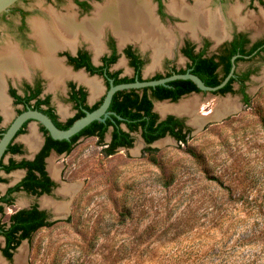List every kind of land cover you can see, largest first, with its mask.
Returning <instances> with one entry per match:
<instances>
[{
  "label": "rangeland",
  "instance_id": "1",
  "mask_svg": "<svg viewBox=\"0 0 264 264\" xmlns=\"http://www.w3.org/2000/svg\"><path fill=\"white\" fill-rule=\"evenodd\" d=\"M249 2L210 0V6L224 10L229 27L239 12L233 7L241 6L242 17L250 20L247 29L263 35L262 7ZM30 4L38 10L49 2ZM12 30L0 20V50L16 44ZM263 72L264 65L248 84L249 104L238 94L227 95L223 99L241 106L201 127L196 115L214 110L219 96L200 93L176 103L199 100L190 116L183 115L191 130L184 144L166 136L151 145L157 150L145 152L136 134L133 146L107 155L105 145L90 137L69 154L52 155L48 169L53 174L56 166L58 180L53 193H16L0 220L34 202L52 214L43 198L63 203L66 213L25 240L12 259L1 252L0 236V264H264ZM65 94L55 92V103L64 102ZM1 175L4 193L16 176ZM66 186L73 191L67 197L59 191Z\"/></svg>",
  "mask_w": 264,
  "mask_h": 264
},
{
  "label": "flooded vegetation",
  "instance_id": "2",
  "mask_svg": "<svg viewBox=\"0 0 264 264\" xmlns=\"http://www.w3.org/2000/svg\"><path fill=\"white\" fill-rule=\"evenodd\" d=\"M44 1L49 2L48 6L34 10L31 8L30 0H18L7 11L0 14L2 23L13 29L12 32L17 39L16 42L14 41L16 44L6 42L7 44L5 43L6 45L0 50L1 55L7 57L10 51L16 50L25 60L32 56L35 59L34 62L28 61L29 63L26 60L27 63L25 62V67L22 66L20 74L6 72L1 77L3 83L2 102L0 100V139L16 117L28 109L47 114L59 128L66 129L88 111L100 107L112 84L154 80L186 72L198 75L206 85L216 86L230 74L235 66L234 75L223 87L215 91L201 90L192 80L195 88H192L193 85L191 86L190 83L184 84L180 81L172 83L177 80H190L183 78L171 80L167 85L118 90L107 109L109 115L104 121L94 120L70 139L62 140L75 139L72 142L74 149L81 138L96 137L98 140L102 139V143H110L116 135L132 139L133 146L136 134L144 139V127L140 122L143 119L146 123L151 121L153 113L157 115V123L173 117L183 132L190 133L187 117H185L187 113L181 115L179 112L168 111L162 114L157 104L163 102L176 104L190 95L200 93L219 96L216 101H223L227 99L225 98L227 95L235 94H238L245 104L251 101L247 87L252 77L259 73L264 65V34L254 35L247 29L250 20L242 17L241 6L233 7L239 8V12L233 14L235 21L229 27L224 10L211 7L210 0L205 2L204 7L207 10H211L212 13L219 12L223 19H221L224 27L223 35L218 37L210 28L192 26L191 20L182 14L184 8H193L196 0H137L147 3L153 15V21L168 36L167 45L134 35L123 40L114 30L112 13L109 10L113 5H116V9L117 0ZM63 3L66 5H62ZM249 3L253 6L260 5L263 14L264 0H250ZM35 11L38 15H34ZM88 20L91 23H95L96 20L101 21L99 34L85 27ZM60 22L74 26L73 31L70 34L64 32L59 26ZM39 24H43L50 39L51 34L55 36L58 40L57 45L50 47L48 44L46 47L42 44L40 38L43 31L40 30ZM43 57H50L51 61L58 63L56 68L59 67L58 71L66 72L57 83L53 82L50 74L55 68L52 64L51 67L46 62H40ZM76 74L84 75L87 81L97 80L100 84L99 88L93 91L92 84L88 83L89 81L79 80ZM61 90L66 92L65 100L55 103L53 94ZM232 101L241 106L239 101L233 99ZM196 102L198 104V98ZM134 124L137 125L136 129L133 127ZM176 129L178 130V126ZM34 131L38 136V142L31 147L28 140ZM49 136L52 137L48 129L36 119L26 120L15 133L0 162V183L4 180L2 171L7 174L14 172L16 176L14 182L6 186L4 193L0 190V197L9 199V202L0 200V205L3 207L0 213L4 214L5 205L13 204L16 193L25 192L39 198L43 195L50 196L57 187V177L51 173L50 168L48 169L49 158L54 154L59 156L69 154L73 149L70 152L61 150L66 144H54L48 139ZM166 136L176 139L171 134ZM22 161H37L32 169L38 176L36 182L41 180L46 191L45 188L39 187L37 190L42 192H34L27 190L23 185H20L17 190H10L21 184L28 174V166L12 168V163ZM42 171H45L46 175L42 174ZM63 188L61 187L59 191L66 197L73 192L65 191ZM57 204L59 203L49 198H43L44 206L53 207V215L55 212L64 215L65 205V211H61L58 207L56 208ZM34 206L43 213L44 220L52 221V214L41 208L38 202L19 208L11 214ZM6 221L8 227L10 223L8 219ZM6 221L0 220V227ZM0 236L4 239L1 252L8 259L14 257L15 251L25 240H30L25 238L12 247L15 244L13 243L9 248L11 255L7 256L4 251L7 246V237L4 234Z\"/></svg>",
  "mask_w": 264,
  "mask_h": 264
},
{
  "label": "bare ground",
  "instance_id": "3",
  "mask_svg": "<svg viewBox=\"0 0 264 264\" xmlns=\"http://www.w3.org/2000/svg\"><path fill=\"white\" fill-rule=\"evenodd\" d=\"M203 1L204 0H196L195 6L193 8L191 7L184 8L182 11V14L191 20L192 26H199L201 28H210L212 29L213 33L217 35L218 37L223 35L224 27H223V22L221 21L222 17L220 16V13L219 12L212 13L211 10L210 11L207 10L204 7L206 3ZM115 6L113 5L109 9L111 11L110 13H112V18H111L113 20L112 24H113V27L116 33L123 40L130 38L129 36L134 35V36L143 37L144 39H148V40L155 41V42L156 41L163 42L165 44L168 43V40H169L168 36L153 21V15L150 12V8L148 7L147 3L138 2L137 0H117L116 9H115ZM109 10L107 11L109 12ZM104 16L106 17V14H104ZM94 22L95 23H91L89 22V20L86 21L85 27H87V29L89 30L91 29L95 31V34H99V27L101 25V21L98 22V20H96ZM59 26L64 32L68 34H70L73 31V27H74L72 25L71 27L63 22H60ZM39 27H40V30L43 31V34L41 35V38H40V41L42 42V44L46 45V47L48 46V44H50V47L51 45L52 46L57 45L58 40L55 38V36L51 34V39H50L47 32H45V28H43V24H39ZM47 58L43 57V59L40 60V62L42 63L46 62L50 66L52 64L55 70H57V71L51 70L50 72L53 82L57 83L58 80L64 77L66 72L64 70L62 72L58 71L59 67L58 69H56L58 66V63L54 60L51 61L50 57L48 59ZM26 60L27 62L28 61L34 62L35 59H34V56H32V57L27 58ZM26 60L16 50L10 51V55L7 57H4L0 53V100L2 97V94H1L2 83H3L1 81L2 75L6 72H9V73L13 72V73L20 74V72H22V66L25 67ZM76 77L81 81H86V82L89 81V80L87 81L84 75H81V74H76ZM88 83L92 84L93 91H95L100 86L99 82L94 79L89 81ZM196 101H197L196 99L191 98L179 104H160L159 109L161 110V112L175 111L179 113H184V112L193 113L198 107ZM239 107H240L239 105L232 104L229 102V100H225V101H222L221 103L219 102L218 106L214 107V110L202 112L199 116L196 115V118L194 120L197 126L201 127L202 124L204 125L206 124V122L213 121L212 119L218 120L225 116H228L231 113V111L237 110ZM37 142H38V136L36 134V131H34V133L29 137L28 143L31 147H34V145ZM56 169H57L56 166L54 167V169L52 167V172L54 175H56L55 174ZM64 185H67V184H64ZM70 187L72 189L73 185H71ZM64 188L63 189L65 191L69 190L68 186ZM45 202H47V200H45ZM57 207H58V210H61V211L64 210L63 203L59 204ZM55 215L60 216V217L62 216L60 214H57L56 212H55ZM0 262L2 261L0 260Z\"/></svg>",
  "mask_w": 264,
  "mask_h": 264
},
{
  "label": "trees",
  "instance_id": "4",
  "mask_svg": "<svg viewBox=\"0 0 264 264\" xmlns=\"http://www.w3.org/2000/svg\"><path fill=\"white\" fill-rule=\"evenodd\" d=\"M178 81L186 83H190V85L195 88L194 83L191 80H177L173 81L172 83L175 84ZM163 89L165 87H162ZM177 98V97H176ZM120 102V101H119ZM140 115V114H138ZM151 121L147 122L143 119L140 123L144 127L143 137L147 144L145 148V152H152L157 149L153 148L151 144L158 139L165 137L167 134H171L176 137V139L180 142L186 143L189 133L183 132L182 128L179 127V123L173 119V117H169L159 123L156 122L157 115L153 113ZM139 123V125H140ZM178 124V125H177ZM145 125V126H144ZM178 126V130L176 129ZM135 129L137 125L134 124L133 126ZM115 135V137L110 141V143H102L103 140L100 139L99 141L102 144H107L108 146L105 147L104 152L107 155L114 154L120 147H129L132 146V139L128 138H121L120 136ZM51 142L54 144H66L61 150H67L70 152L73 149L72 142L68 140H56L53 139L51 136L48 137ZM37 161H22L20 163H12V168L16 166H28L29 171L23 182L15 187L11 188L10 190H17L20 185H23L27 190H32L34 192L41 193L42 190H37L39 187L45 188L43 182L38 180V176L35 174V171L32 169ZM42 174L46 175L45 171H42ZM49 178V177H48ZM33 185V186H32ZM1 201L9 202L8 197H0ZM3 207L0 205V211H2ZM9 226L7 227V221L3 223L0 227V234H4L7 237V246L4 249L7 256H10L11 253L9 248H11L12 244L15 243L12 247L18 245L23 239L29 238L31 239L33 234L42 228L43 226H48L52 224L54 221L44 220L43 213L36 207H32L30 209H22L18 212L11 214L8 218Z\"/></svg>",
  "mask_w": 264,
  "mask_h": 264
},
{
  "label": "water",
  "instance_id": "5",
  "mask_svg": "<svg viewBox=\"0 0 264 264\" xmlns=\"http://www.w3.org/2000/svg\"><path fill=\"white\" fill-rule=\"evenodd\" d=\"M17 1L18 0H0V14L4 11H7L10 8V6H12ZM234 69H235V66H233L230 74L220 84L216 86L206 85L205 82L198 75L190 73V72L174 74L166 78H160V79H154V80L135 81L131 83H121L117 85L112 84L100 107H98L97 109L93 111H88L86 115L75 120L74 123L66 129L59 128L47 114L39 110L28 109L16 117V119L13 121V123L8 128V130L3 134V137L0 139V162L3 157V154L5 153L15 133L23 125V123L28 119H36L39 122H41L48 129L52 137L55 139H60V140L70 139L74 134H76L77 132L82 130L84 127L89 125L92 121L94 120L104 121L105 120V118L109 115V112H107V109L112 101L114 94L118 90L140 88V87H145V86H156L160 84L167 85V83L171 80H174L177 78H183V79H190L194 81L201 90L215 91L223 87L228 82L231 76L234 75ZM141 140L145 142L143 138H141ZM57 217L59 216L53 215L51 220H54Z\"/></svg>",
  "mask_w": 264,
  "mask_h": 264
},
{
  "label": "built area",
  "instance_id": "6",
  "mask_svg": "<svg viewBox=\"0 0 264 264\" xmlns=\"http://www.w3.org/2000/svg\"><path fill=\"white\" fill-rule=\"evenodd\" d=\"M182 144H184V142L180 141Z\"/></svg>",
  "mask_w": 264,
  "mask_h": 264
}]
</instances>
